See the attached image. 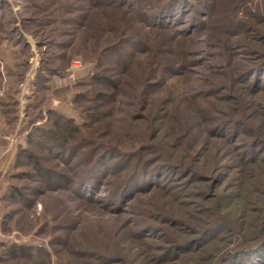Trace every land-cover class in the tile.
Here are the masks:
<instances>
[{"label": "rangeland", "instance_id": "374dc122", "mask_svg": "<svg viewBox=\"0 0 264 264\" xmlns=\"http://www.w3.org/2000/svg\"><path fill=\"white\" fill-rule=\"evenodd\" d=\"M0 264H264V0H0Z\"/></svg>", "mask_w": 264, "mask_h": 264}]
</instances>
